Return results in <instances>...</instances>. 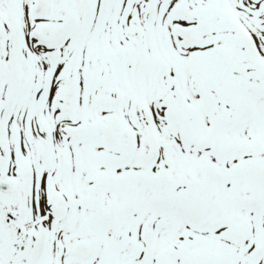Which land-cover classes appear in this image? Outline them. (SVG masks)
<instances>
[{
    "label": "snow or ice",
    "instance_id": "snow-or-ice-1",
    "mask_svg": "<svg viewBox=\"0 0 264 264\" xmlns=\"http://www.w3.org/2000/svg\"><path fill=\"white\" fill-rule=\"evenodd\" d=\"M0 264H264V0H0Z\"/></svg>",
    "mask_w": 264,
    "mask_h": 264
}]
</instances>
